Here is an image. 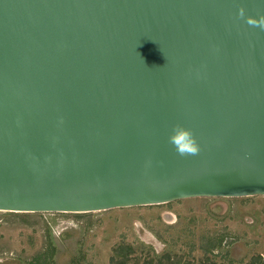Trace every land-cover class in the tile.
I'll return each mask as SVG.
<instances>
[{"label":"water","instance_id":"1","mask_svg":"<svg viewBox=\"0 0 264 264\" xmlns=\"http://www.w3.org/2000/svg\"><path fill=\"white\" fill-rule=\"evenodd\" d=\"M254 196L264 0H0L1 212Z\"/></svg>","mask_w":264,"mask_h":264},{"label":"rangeland","instance_id":"2","mask_svg":"<svg viewBox=\"0 0 264 264\" xmlns=\"http://www.w3.org/2000/svg\"><path fill=\"white\" fill-rule=\"evenodd\" d=\"M118 245L132 248L129 264L165 255L179 264L264 260V196L86 214L0 211V264H110Z\"/></svg>","mask_w":264,"mask_h":264},{"label":"clouds","instance_id":"3","mask_svg":"<svg viewBox=\"0 0 264 264\" xmlns=\"http://www.w3.org/2000/svg\"><path fill=\"white\" fill-rule=\"evenodd\" d=\"M169 142L181 156L195 155L198 152V145L192 133L181 126L174 127V132L170 135Z\"/></svg>","mask_w":264,"mask_h":264},{"label":"trees","instance_id":"4","mask_svg":"<svg viewBox=\"0 0 264 264\" xmlns=\"http://www.w3.org/2000/svg\"><path fill=\"white\" fill-rule=\"evenodd\" d=\"M114 255L110 259V264H129L130 256L133 253V250L130 246L118 245L113 250ZM264 260L257 256L253 260H251L250 264H264ZM142 264H179L172 260L169 256L165 255L160 257L156 263L153 260L148 259L144 260Z\"/></svg>","mask_w":264,"mask_h":264}]
</instances>
